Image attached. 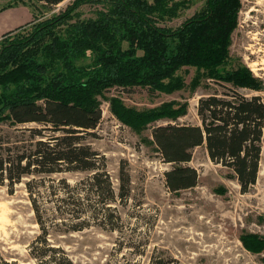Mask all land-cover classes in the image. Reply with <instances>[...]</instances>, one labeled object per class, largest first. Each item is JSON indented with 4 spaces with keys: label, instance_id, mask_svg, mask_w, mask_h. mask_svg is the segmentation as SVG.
Segmentation results:
<instances>
[{
    "label": "trees",
    "instance_id": "trees-1",
    "mask_svg": "<svg viewBox=\"0 0 264 264\" xmlns=\"http://www.w3.org/2000/svg\"><path fill=\"white\" fill-rule=\"evenodd\" d=\"M34 1L51 8L65 0ZM243 1L206 0L200 11L180 27L171 28L165 23L178 18L186 2L77 0L63 15L46 19L1 46L0 125L38 126L28 129L34 144L17 147L15 158L10 157L12 150L0 139L1 182L5 178L13 185L25 177L72 172L90 175L77 185L60 179L66 195L55 209L60 223L46 222V211L34 193L36 179L27 183L42 230L31 244V255L38 264H74L63 248L50 245L48 237L55 227H68L71 219L77 223L60 229L65 234L89 229L92 222L101 226V210L84 209L78 198L79 188L86 192L87 199L96 195L100 205L115 201L106 163L101 165V157L86 137L102 121L100 99L107 100L112 114L135 132L168 121L167 125L155 126L152 137L163 161L173 166L166 172L172 192L198 185V171L189 166L198 147H206L212 162L234 174L243 193L257 183L264 101L261 96L249 98L240 89L260 92L263 85L231 53ZM83 6L95 8V17L82 18ZM191 70L194 75L187 84L183 72ZM212 85L230 91L215 89L200 99L201 125L179 123L188 114V103L172 101L138 109L119 96L107 97L114 89L142 88L153 94L173 95L187 88L195 92L202 86L209 91ZM121 197L127 195L121 193ZM112 219L110 215L109 221ZM242 242L253 253L264 252V237L260 235L246 234ZM0 264L18 263L2 259ZM156 264L171 263L160 259Z\"/></svg>",
    "mask_w": 264,
    "mask_h": 264
},
{
    "label": "rangeland",
    "instance_id": "rangeland-1",
    "mask_svg": "<svg viewBox=\"0 0 264 264\" xmlns=\"http://www.w3.org/2000/svg\"><path fill=\"white\" fill-rule=\"evenodd\" d=\"M181 1L187 6L178 18L166 22L165 26L180 27L206 2ZM76 2L65 0L49 8L34 0H0V15L19 8L30 13L26 23L0 35V48L46 19L63 15ZM81 12L84 19L95 17L93 7L83 6ZM25 25H28L25 30L4 37ZM231 53L233 58L244 62L263 85L260 92L247 89H240V92L249 98L261 96L264 101V0L243 1ZM183 74L189 84L194 71H184ZM211 87L212 90L208 91L202 86L195 92L187 88L173 95L153 94L142 88L131 91L114 89L107 97L119 96L128 106L138 109L172 101L188 103V114L179 123L201 125L198 116L200 99L215 89L230 91V88L219 85ZM100 101L102 121L86 137L101 157V165L106 163L115 201L109 205L101 202L100 205L96 195L87 199L86 192L79 188L78 198L82 199L84 209L95 207L101 210V226L92 222L89 229L65 234L60 229H68L77 223L71 219L68 227L62 225L51 230L50 245L63 248L74 264H156L160 259L171 264H264V252L253 253L242 242L243 236L250 233L264 237V136L257 183L247 193L242 192L230 170L212 162L206 147L196 148L189 163L198 171V185L172 192L166 183V172L173 166L163 161L152 137L154 127L167 125L168 121H159L142 132H135L112 114L107 100ZM37 127L35 124L13 128L0 125V139L6 143L5 148L12 150L11 158L16 157L17 147L34 144L28 129ZM89 176L87 172L32 176L13 185L5 178L1 182L0 176V263L3 259L18 264H38L31 255V244L42 235V230L32 207L27 188L29 181L36 179L34 193L39 206L46 211V222L60 223L55 209L62 205L60 199L66 196L61 191L60 179L66 178L71 185H77ZM121 193L127 198L121 197ZM110 215L112 221H109Z\"/></svg>",
    "mask_w": 264,
    "mask_h": 264
},
{
    "label": "crops",
    "instance_id": "crops-1",
    "mask_svg": "<svg viewBox=\"0 0 264 264\" xmlns=\"http://www.w3.org/2000/svg\"><path fill=\"white\" fill-rule=\"evenodd\" d=\"M30 18V13L24 9H13L0 15V35L11 30L12 28L26 23Z\"/></svg>",
    "mask_w": 264,
    "mask_h": 264
}]
</instances>
